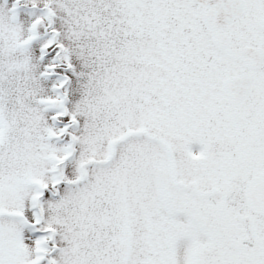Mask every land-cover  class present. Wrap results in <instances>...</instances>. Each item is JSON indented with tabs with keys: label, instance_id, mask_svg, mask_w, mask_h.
<instances>
[{
	"label": "snow or ice",
	"instance_id": "6c2138e0",
	"mask_svg": "<svg viewBox=\"0 0 264 264\" xmlns=\"http://www.w3.org/2000/svg\"><path fill=\"white\" fill-rule=\"evenodd\" d=\"M0 264H264V0H0Z\"/></svg>",
	"mask_w": 264,
	"mask_h": 264
}]
</instances>
